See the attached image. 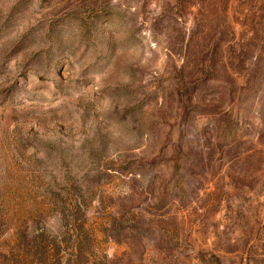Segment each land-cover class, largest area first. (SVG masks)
<instances>
[{
  "label": "rangeland",
  "instance_id": "1",
  "mask_svg": "<svg viewBox=\"0 0 264 264\" xmlns=\"http://www.w3.org/2000/svg\"><path fill=\"white\" fill-rule=\"evenodd\" d=\"M0 264H264V0H0Z\"/></svg>",
  "mask_w": 264,
  "mask_h": 264
}]
</instances>
